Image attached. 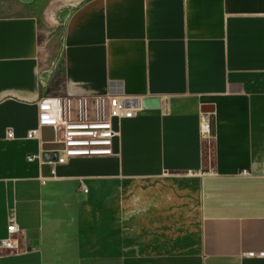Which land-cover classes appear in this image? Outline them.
Here are the masks:
<instances>
[{
	"label": "crops",
	"instance_id": "crops-1",
	"mask_svg": "<svg viewBox=\"0 0 264 264\" xmlns=\"http://www.w3.org/2000/svg\"><path fill=\"white\" fill-rule=\"evenodd\" d=\"M23 5L0 11V264H264V0ZM104 93L140 106L112 155L26 160L60 147L40 96Z\"/></svg>",
	"mask_w": 264,
	"mask_h": 264
},
{
	"label": "built area",
	"instance_id": "built-area-1",
	"mask_svg": "<svg viewBox=\"0 0 264 264\" xmlns=\"http://www.w3.org/2000/svg\"><path fill=\"white\" fill-rule=\"evenodd\" d=\"M37 122L39 126H52L54 131L53 143L60 147L53 150V155L42 159L39 154H27L26 160L37 157L40 163L49 165L53 173L55 164H63L69 158L82 156L112 155V141L118 136V130L113 128L112 120L119 121L124 117H131L139 109L138 98L119 94L93 95H44L36 100ZM199 131L204 141L213 137L212 125L209 119L200 121ZM10 130L6 137H11ZM192 174V172H189ZM210 172L197 171L194 174L202 175ZM243 176L251 175L248 169L239 172ZM82 192L86 189L80 186ZM20 232L19 226L9 215L6 224V237L0 241V247L8 251L19 250L16 239Z\"/></svg>",
	"mask_w": 264,
	"mask_h": 264
},
{
	"label": "rangeland",
	"instance_id": "rangeland-1",
	"mask_svg": "<svg viewBox=\"0 0 264 264\" xmlns=\"http://www.w3.org/2000/svg\"><path fill=\"white\" fill-rule=\"evenodd\" d=\"M25 2H29V3L31 2V3L35 4L34 10L37 12H40L42 9H47L50 4H53V5L57 4V0H0V5L2 4L1 5L2 8L0 9V11H4L7 6H13V7L20 6V5H23V3H25ZM6 11H8V10H6ZM61 19L62 18L59 17L57 24H54V26H50V40L54 42V46H53L54 48L52 50L53 52L49 53V58H52V56L55 55V53L57 52V49H58L57 45L59 43L58 40L60 37V31H61ZM93 192L94 191L92 190V193Z\"/></svg>",
	"mask_w": 264,
	"mask_h": 264
},
{
	"label": "water",
	"instance_id": "water-1",
	"mask_svg": "<svg viewBox=\"0 0 264 264\" xmlns=\"http://www.w3.org/2000/svg\"><path fill=\"white\" fill-rule=\"evenodd\" d=\"M54 156V155H53ZM47 158H48V156H47Z\"/></svg>",
	"mask_w": 264,
	"mask_h": 264
}]
</instances>
